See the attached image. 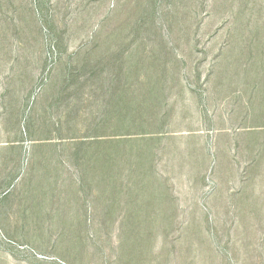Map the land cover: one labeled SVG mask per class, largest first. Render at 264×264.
<instances>
[{
  "label": "rangeland",
  "instance_id": "obj_1",
  "mask_svg": "<svg viewBox=\"0 0 264 264\" xmlns=\"http://www.w3.org/2000/svg\"><path fill=\"white\" fill-rule=\"evenodd\" d=\"M0 264H264V0H0Z\"/></svg>",
  "mask_w": 264,
  "mask_h": 264
},
{
  "label": "trees",
  "instance_id": "obj_2",
  "mask_svg": "<svg viewBox=\"0 0 264 264\" xmlns=\"http://www.w3.org/2000/svg\"><path fill=\"white\" fill-rule=\"evenodd\" d=\"M98 141V140H97Z\"/></svg>",
  "mask_w": 264,
  "mask_h": 264
}]
</instances>
